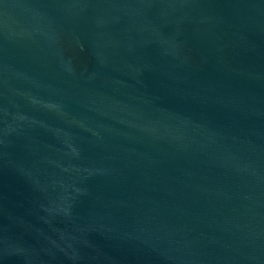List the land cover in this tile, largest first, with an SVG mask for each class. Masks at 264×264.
Segmentation results:
<instances>
[{
    "label": "water",
    "instance_id": "water-1",
    "mask_svg": "<svg viewBox=\"0 0 264 264\" xmlns=\"http://www.w3.org/2000/svg\"><path fill=\"white\" fill-rule=\"evenodd\" d=\"M0 264H264V0H0Z\"/></svg>",
    "mask_w": 264,
    "mask_h": 264
}]
</instances>
